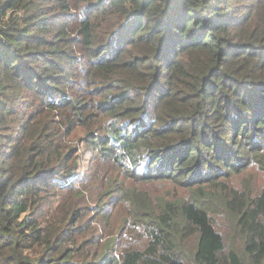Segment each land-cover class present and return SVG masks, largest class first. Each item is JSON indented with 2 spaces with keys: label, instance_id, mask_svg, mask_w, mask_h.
Wrapping results in <instances>:
<instances>
[{
  "label": "trees",
  "instance_id": "16d2710c",
  "mask_svg": "<svg viewBox=\"0 0 264 264\" xmlns=\"http://www.w3.org/2000/svg\"><path fill=\"white\" fill-rule=\"evenodd\" d=\"M0 264H264V0H0Z\"/></svg>",
  "mask_w": 264,
  "mask_h": 264
},
{
  "label": "rangeland",
  "instance_id": "374dc122",
  "mask_svg": "<svg viewBox=\"0 0 264 264\" xmlns=\"http://www.w3.org/2000/svg\"><path fill=\"white\" fill-rule=\"evenodd\" d=\"M36 116L38 117L35 122V127L37 129L28 141L36 139L37 132L46 121L43 112H38ZM61 140L65 141L68 145L74 144L72 136L64 135ZM61 140H57L56 143H59ZM75 154L77 155V153ZM214 181L216 182L194 185L192 188L195 189L200 186H208L207 189L205 188V190L203 189L198 193L190 190V187L172 181L154 183L149 185V189L154 193L169 197L170 200H175L178 197H183L189 201L202 199L211 212V219L216 224L217 228L223 233L228 248H238L241 246V236L239 233L235 234L234 232L231 212L227 209L226 200L221 194L226 193L227 198L234 202L239 199L242 194L256 192L262 184V174L258 170L257 165L252 162L245 170L239 171V173H236L235 175L232 174L229 177H220ZM209 190L212 192H209ZM51 208L52 207H47L48 210ZM92 212L93 208H90L89 213L92 214ZM124 240V237L120 239L119 247Z\"/></svg>",
  "mask_w": 264,
  "mask_h": 264
}]
</instances>
